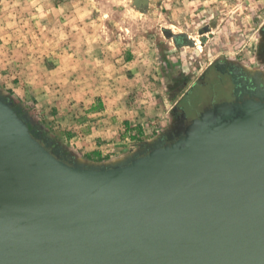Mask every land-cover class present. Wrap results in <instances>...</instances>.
Wrapping results in <instances>:
<instances>
[{
    "label": "water",
    "instance_id": "obj_1",
    "mask_svg": "<svg viewBox=\"0 0 264 264\" xmlns=\"http://www.w3.org/2000/svg\"><path fill=\"white\" fill-rule=\"evenodd\" d=\"M251 77L104 164L42 138L0 91V264H264V81Z\"/></svg>",
    "mask_w": 264,
    "mask_h": 264
},
{
    "label": "rangeland",
    "instance_id": "obj_2",
    "mask_svg": "<svg viewBox=\"0 0 264 264\" xmlns=\"http://www.w3.org/2000/svg\"><path fill=\"white\" fill-rule=\"evenodd\" d=\"M215 65L264 81V0H0V91L67 152L57 115L101 101L145 125L138 151Z\"/></svg>",
    "mask_w": 264,
    "mask_h": 264
},
{
    "label": "crops",
    "instance_id": "obj_3",
    "mask_svg": "<svg viewBox=\"0 0 264 264\" xmlns=\"http://www.w3.org/2000/svg\"><path fill=\"white\" fill-rule=\"evenodd\" d=\"M57 116L55 123L66 138V152L88 164H104L123 159L130 154L124 153L126 149L148 139L146 136L149 132L145 125L134 124L128 119L113 123V118L109 119L101 101H93L79 113Z\"/></svg>",
    "mask_w": 264,
    "mask_h": 264
},
{
    "label": "flooded vegetation",
    "instance_id": "obj_4",
    "mask_svg": "<svg viewBox=\"0 0 264 264\" xmlns=\"http://www.w3.org/2000/svg\"><path fill=\"white\" fill-rule=\"evenodd\" d=\"M253 80L249 73L231 65L216 66L208 69L205 78L192 84L182 94V101L174 110L176 115L175 132L181 124L200 116L208 107L223 101H230L241 86L250 87ZM175 135V133H173ZM176 137L174 136V139ZM168 140H172L168 138Z\"/></svg>",
    "mask_w": 264,
    "mask_h": 264
}]
</instances>
